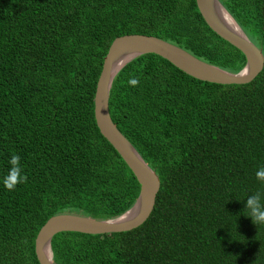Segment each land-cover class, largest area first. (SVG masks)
Masks as SVG:
<instances>
[{
  "label": "trees",
  "instance_id": "1",
  "mask_svg": "<svg viewBox=\"0 0 264 264\" xmlns=\"http://www.w3.org/2000/svg\"><path fill=\"white\" fill-rule=\"evenodd\" d=\"M219 1L264 55V0ZM131 33L230 72L246 63L195 0H0V264H39L52 215L110 219L134 204L140 185L93 113L108 47ZM109 112L159 177L153 210L127 231L56 233L55 264H264V224L245 208L264 203V65L219 84L142 54L114 77ZM12 155L24 179L9 189Z\"/></svg>",
  "mask_w": 264,
  "mask_h": 264
},
{
  "label": "water",
  "instance_id": "2",
  "mask_svg": "<svg viewBox=\"0 0 264 264\" xmlns=\"http://www.w3.org/2000/svg\"><path fill=\"white\" fill-rule=\"evenodd\" d=\"M195 2L208 27L244 54V67L236 73L230 72L154 35L131 33L115 37L103 58L95 88L93 113L101 135L114 147L136 177L140 185L139 194L134 204L115 218L97 219L68 212L49 217L38 230L34 240L39 264H55L52 259L51 239L56 233L77 231L103 234L127 231L142 224L153 210L160 187L159 177L117 128L109 112L110 88L114 77L125 64L139 55L154 53L196 79L219 84L248 83L262 70L264 55L261 49L247 37L220 1ZM132 210L134 212L128 215Z\"/></svg>",
  "mask_w": 264,
  "mask_h": 264
},
{
  "label": "clouds",
  "instance_id": "3",
  "mask_svg": "<svg viewBox=\"0 0 264 264\" xmlns=\"http://www.w3.org/2000/svg\"><path fill=\"white\" fill-rule=\"evenodd\" d=\"M132 85L138 83L137 80H130ZM20 157L12 155L10 158V172L11 180L6 183V187L11 189L16 182L22 181L24 177L21 175V168L19 165ZM256 176L259 180L264 181V167L257 170ZM262 197L259 193L248 196L245 200V208L248 210L247 217H249L253 224H264V203L261 202Z\"/></svg>",
  "mask_w": 264,
  "mask_h": 264
},
{
  "label": "bare ground",
  "instance_id": "4",
  "mask_svg": "<svg viewBox=\"0 0 264 264\" xmlns=\"http://www.w3.org/2000/svg\"><path fill=\"white\" fill-rule=\"evenodd\" d=\"M133 212H134V210L130 211V212L128 213V215H131Z\"/></svg>",
  "mask_w": 264,
  "mask_h": 264
}]
</instances>
